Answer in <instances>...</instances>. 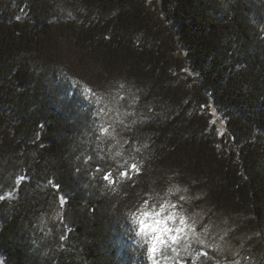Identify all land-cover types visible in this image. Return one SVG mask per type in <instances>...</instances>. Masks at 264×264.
Wrapping results in <instances>:
<instances>
[{
    "label": "trees",
    "instance_id": "trees-1",
    "mask_svg": "<svg viewBox=\"0 0 264 264\" xmlns=\"http://www.w3.org/2000/svg\"><path fill=\"white\" fill-rule=\"evenodd\" d=\"M0 196V264H264V0H0Z\"/></svg>",
    "mask_w": 264,
    "mask_h": 264
},
{
    "label": "snow or ice",
    "instance_id": "snow-or-ice-1",
    "mask_svg": "<svg viewBox=\"0 0 264 264\" xmlns=\"http://www.w3.org/2000/svg\"><path fill=\"white\" fill-rule=\"evenodd\" d=\"M81 94L83 98L88 102V105L91 106V104L93 103V97L96 96L94 91L90 88H84ZM97 102H98V98H97ZM102 113H104V109L98 108L95 111L94 115L99 116ZM103 131L107 132V129L104 128ZM131 170L138 172V168L136 165H132ZM122 175L127 177L128 173L125 172L122 173ZM103 179L105 181H109L111 179V175L105 174L103 176ZM0 199H3V197L0 196ZM180 199L183 200L184 197H181ZM61 202L63 205V198ZM132 215H133V223L139 225L137 234L147 238L145 240V243L148 244L147 247L148 259L152 261V264H156L155 256L158 251L160 252V255L163 256L165 254L166 249L169 246V241H171L172 244L178 243L177 237L175 235H169V234L173 232L181 233L183 232V228L181 227L169 228L159 219H155L152 224H147L148 213L146 211L143 212V218L137 217L135 216V214ZM169 218L171 219L173 217H169ZM179 222L180 225H184L185 223L184 218L181 217ZM158 245L160 246L159 248L157 247ZM203 255H206V253ZM234 264H239V262L238 261L234 262Z\"/></svg>",
    "mask_w": 264,
    "mask_h": 264
},
{
    "label": "rangeland",
    "instance_id": "rangeland-1",
    "mask_svg": "<svg viewBox=\"0 0 264 264\" xmlns=\"http://www.w3.org/2000/svg\"><path fill=\"white\" fill-rule=\"evenodd\" d=\"M210 120L215 125L218 135L224 132V122L214 110H210Z\"/></svg>",
    "mask_w": 264,
    "mask_h": 264
}]
</instances>
